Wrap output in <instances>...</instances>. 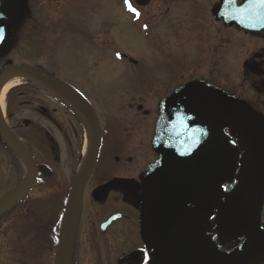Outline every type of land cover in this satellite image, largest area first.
I'll use <instances>...</instances> for the list:
<instances>
[{
	"label": "flooded vegetation",
	"instance_id": "af4514ba",
	"mask_svg": "<svg viewBox=\"0 0 264 264\" xmlns=\"http://www.w3.org/2000/svg\"><path fill=\"white\" fill-rule=\"evenodd\" d=\"M137 1L122 0L134 14L145 51L148 47L154 52L144 55L147 60L119 51L108 55L106 33L100 32L99 43L92 41L91 32L83 33L95 49L88 64L93 80H105L103 68L109 61H121L126 68L121 73L129 85L113 87L117 95L110 101L97 86H77L76 77L65 75L51 51L42 49L46 57L37 66L15 63L13 43L19 28L0 0L10 30V41L0 54V72L23 66L57 79L81 95L93 113L87 119L71 100L27 78H17L5 94L0 111V199H9L0 210V264H54L62 204L95 138L94 166L80 196L67 264H175L156 251L140 223L157 173L172 154L164 139V128L171 123L189 136L200 132L223 157L232 159L234 177L239 171L245 176L240 206L245 211L248 206L249 234L238 231L240 215L219 239L218 215L212 209L207 231L185 237L200 255L196 264H264V231L251 225L264 222V213L250 214L257 195L262 201L264 197V23L259 30H247L219 19L220 13L233 15L246 3L264 20V0L230 1L228 9L222 6L224 0ZM222 30L263 42L244 62L249 88L243 94L217 84L221 49L229 58L235 52L232 34L221 37ZM233 121L238 125L235 135ZM83 139L88 140L86 153L80 151ZM62 164L68 165L67 171ZM231 185H236L235 179ZM199 196L204 199L192 194V202Z\"/></svg>",
	"mask_w": 264,
	"mask_h": 264
},
{
	"label": "water",
	"instance_id": "95a60500",
	"mask_svg": "<svg viewBox=\"0 0 264 264\" xmlns=\"http://www.w3.org/2000/svg\"><path fill=\"white\" fill-rule=\"evenodd\" d=\"M230 1L234 5L236 0H224L223 8L228 9ZM147 2L148 0H142L140 4L145 5ZM249 6L246 3L237 6L233 15L220 13L219 19H223L227 23L233 21L238 27L243 29L259 30L264 23L262 15L258 14L257 9L249 10ZM9 39L8 21L0 14V54L6 49ZM10 75L32 79L60 93L75 103L87 119H91L90 116L93 113L88 104L75 91L60 81L28 67L5 69L0 72V80ZM233 124V133L235 135L238 131V125L235 121H233ZM164 132L166 141L173 144V147L178 145L180 150L188 155L179 156L175 159L171 157L158 171L156 184L150 189L145 208L141 214V224L145 236L155 243L156 250L162 255L178 263H190L198 255L192 252L190 240H185L186 235L189 233L200 234L206 231L209 212L214 207L219 216L216 223L219 227L220 235L223 236L232 228L233 221L239 210L240 196L238 191L243 196V189L241 192L237 188L241 186L240 184H243L244 175L240 174L237 177L238 185L228 188V192L223 194L219 188L222 184L231 182L233 176L232 159L229 157L225 159L219 158V151L209 145L207 140H202V136L190 137L187 132L173 123L166 126ZM97 142L96 138L95 140L93 139V149L89 153L83 169L71 189L62 219L55 264H66L68 243L79 199L83 186L94 165ZM216 163L217 166L214 167ZM187 167H191L190 171L186 170L188 169ZM190 177L191 179L195 177L192 182L198 184L195 188L197 193L205 195L204 201L199 196L196 197V201L193 204L185 198L187 192L191 190L189 185L191 182ZM185 186H187V190ZM223 197L226 198V202L218 203V200ZM8 199L9 196H6L0 200V209L8 203ZM245 224L244 216V222L240 224V230L238 231L243 230ZM242 232L249 234L247 229Z\"/></svg>",
	"mask_w": 264,
	"mask_h": 264
},
{
	"label": "rangeland",
	"instance_id": "374dc122",
	"mask_svg": "<svg viewBox=\"0 0 264 264\" xmlns=\"http://www.w3.org/2000/svg\"><path fill=\"white\" fill-rule=\"evenodd\" d=\"M1 1L2 7H9L6 13L15 24V28H19L15 31L14 37L17 42L15 40L13 43L12 57L14 56L15 63L26 62L37 66L38 60L46 57L42 49H46V54L51 51L65 75L76 77L78 81L75 79L74 82L77 86L84 88L90 85L97 86L99 92L110 101L117 95L112 90L113 87L129 85L121 73L126 71V68L121 61H109L110 63L108 62L103 68L105 80H98L99 78L97 81L93 80L88 64L89 56L95 54V49L91 46V41L88 40L86 43L83 33L91 32L92 41L98 43L101 40L100 32L106 33L105 52L113 57L114 54H118L116 51H119V54L142 61L147 60L144 57L146 53L147 56L154 54L148 47L145 51L142 38L135 30L134 14L127 12L122 0ZM230 34L232 31H221V37L227 38ZM158 35L159 38H163V32H159ZM230 37L235 51L234 58L225 56V48L221 49L220 78L217 84L243 94L249 88L244 62L252 59L253 54L263 45V42L245 37L241 33H233ZM104 44H106L105 41ZM231 53L233 54V51ZM257 53L259 54L260 51ZM87 148L88 140L85 142L83 139L80 151L86 153ZM67 167V164H62L64 171H67ZM260 195L257 196L259 200ZM259 200L253 205L255 207L250 212L252 216L264 213V197L262 202ZM251 225L255 230L264 229V222L253 221Z\"/></svg>",
	"mask_w": 264,
	"mask_h": 264
},
{
	"label": "bare ground",
	"instance_id": "6f19581e",
	"mask_svg": "<svg viewBox=\"0 0 264 264\" xmlns=\"http://www.w3.org/2000/svg\"><path fill=\"white\" fill-rule=\"evenodd\" d=\"M18 83L16 77L6 76L0 81V111L3 110V98L5 94Z\"/></svg>",
	"mask_w": 264,
	"mask_h": 264
},
{
	"label": "snow or ice",
	"instance_id": "6c2138e0",
	"mask_svg": "<svg viewBox=\"0 0 264 264\" xmlns=\"http://www.w3.org/2000/svg\"><path fill=\"white\" fill-rule=\"evenodd\" d=\"M125 2H126V4H127L128 0H125ZM129 7H130V5H129ZM130 10H131V8H130Z\"/></svg>",
	"mask_w": 264,
	"mask_h": 264
}]
</instances>
